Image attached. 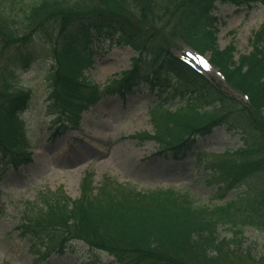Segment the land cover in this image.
<instances>
[{
    "label": "trees",
    "instance_id": "obj_1",
    "mask_svg": "<svg viewBox=\"0 0 264 264\" xmlns=\"http://www.w3.org/2000/svg\"><path fill=\"white\" fill-rule=\"evenodd\" d=\"M93 1L0 0V51L5 53L0 57V165L29 160L22 114L33 95L17 90L9 76L19 67L29 69L43 55L27 49L32 41L15 47L17 40L4 27L32 31L52 19L57 20L47 39L55 40L51 51L44 49V56L53 59L50 98L57 108L55 123L62 128L53 135L75 128L80 114L103 97L116 93L125 98L135 87L146 84L161 93L170 88L171 93L151 108L154 134L142 135L171 150L176 160L193 150L198 136L210 135L221 126L244 135L242 146L231 155H220L223 160L210 166L218 184V204H197L189 193L173 188L138 191L107 182L109 178L95 186L93 174L88 172L75 200L62 190L54 196L40 191L37 201L30 202L22 214V236L31 240L38 256L81 240L91 250L114 256L119 264H243L253 257L245 247V228L264 215V23L251 38L252 50L236 58L235 45L223 49L218 45L219 20L214 10L218 1L249 5L257 0H179L178 10L164 7L167 0H141L143 5L131 10L114 0H101V5H93ZM135 8L140 14L147 11L150 20L170 9V20L183 21L186 42L201 53H210L211 63L228 85L246 94L249 103L231 97L171 54L166 42L156 44L141 24L145 17L135 18ZM104 40L129 45L138 57L133 68L102 87L90 81L84 69L92 64L91 44ZM145 53L151 71L141 69L139 56ZM169 76L178 80L175 87ZM238 188L242 194L228 197ZM246 192H251L250 203L244 199ZM221 228L230 237L223 236Z\"/></svg>",
    "mask_w": 264,
    "mask_h": 264
},
{
    "label": "rangeland",
    "instance_id": "obj_2",
    "mask_svg": "<svg viewBox=\"0 0 264 264\" xmlns=\"http://www.w3.org/2000/svg\"><path fill=\"white\" fill-rule=\"evenodd\" d=\"M114 1L130 10L132 6L143 5L141 0ZM180 1L167 0L164 7L178 10ZM94 4L101 5V0H94ZM93 5H86V8ZM171 10L167 8L160 18L150 20L147 11L140 14L137 8L134 9L137 21L145 17L141 24L156 44L166 42L171 54H183L211 77L221 79L208 62L210 53L199 56L190 48L185 39L183 21L174 23V19L170 20L167 11ZM214 13L219 20V47L223 49L232 43L236 47V58L251 51V38L264 23V1L249 5L218 1ZM56 20L52 19V23L49 21L32 31L4 27L6 32L11 33V39L17 40L15 47L32 41L27 49L43 55L29 69L19 67L9 76L16 89H31L33 95L29 107L22 114L26 138L31 147L27 149L30 161L18 167L11 163L0 165V264H118L114 257L92 251L81 241H73L60 250L52 248L46 257L38 256L31 240L22 236V231L17 227L26 206L37 201L40 191L49 190L54 196L55 192L62 190L71 199L78 198L82 180L88 172L94 175L96 186L108 176L113 179L111 181L132 186L138 191L174 188L189 193L200 205L213 206L220 203V199L218 184L210 166L214 167L223 160L220 155H231L242 146L244 135L225 126L215 128L210 135L198 136L193 150L176 160L171 150L162 149L155 140L142 135L153 133L151 108L165 99L171 90L169 88L161 93L142 84L125 98L116 93L103 97L98 104L80 115L77 128L53 138L52 134L58 131L55 128L57 108L52 107L50 98L53 59L44 56V49L52 50L51 42L55 38L48 40L47 37ZM23 49L27 50L26 45ZM23 49L20 51H25ZM90 50L92 64L84 69L85 76L103 87L115 83L121 72L133 68V61L138 57V53L129 45L118 40L112 43L108 40L95 41ZM4 55L0 51V57ZM139 58L141 69L151 71L146 53ZM168 81L174 87L178 84L173 76H169ZM2 82L0 77V92L3 90ZM221 83L224 84L223 81ZM228 95L241 101L236 92L228 91ZM176 102L177 99L174 104ZM135 134H140V137L135 138L138 136ZM237 194H242V190H233L228 197ZM244 196L246 202L250 203L251 192H246ZM257 218L252 220L254 224L245 228V247L251 249L253 257L244 259L243 264H264V215ZM260 220L261 226H257ZM225 229L220 230L229 237ZM51 245L48 244L49 247Z\"/></svg>",
    "mask_w": 264,
    "mask_h": 264
},
{
    "label": "bare ground",
    "instance_id": "obj_3",
    "mask_svg": "<svg viewBox=\"0 0 264 264\" xmlns=\"http://www.w3.org/2000/svg\"><path fill=\"white\" fill-rule=\"evenodd\" d=\"M221 86L230 87L226 81L224 82V84L222 83Z\"/></svg>",
    "mask_w": 264,
    "mask_h": 264
}]
</instances>
